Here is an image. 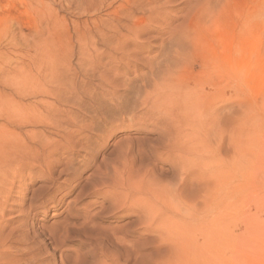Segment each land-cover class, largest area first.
<instances>
[{"label":"rangeland","instance_id":"rangeland-1","mask_svg":"<svg viewBox=\"0 0 264 264\" xmlns=\"http://www.w3.org/2000/svg\"><path fill=\"white\" fill-rule=\"evenodd\" d=\"M125 1L0 0V135L43 154L1 181L0 264H264V0H170L116 52Z\"/></svg>","mask_w":264,"mask_h":264},{"label":"bare ground","instance_id":"bare-ground-1","mask_svg":"<svg viewBox=\"0 0 264 264\" xmlns=\"http://www.w3.org/2000/svg\"><path fill=\"white\" fill-rule=\"evenodd\" d=\"M115 1V0H114ZM170 2V0H127L125 1V5H127V7H121L119 8V10H115L113 12V20L112 22H110V24L108 25V30L105 33V31H101L100 32V38L103 40V42L109 46L114 45V49L116 52H120V51H124V49L128 46V44H132L135 45V41L138 39V35H139V31L141 30V26L144 27V25L146 24V22L151 21L153 18H156L157 16H160L166 8V5ZM137 14H140L141 17H138ZM130 20V23L128 24H123L122 20ZM138 19H142L143 22L141 24H137L136 21ZM123 30L126 31V34H123ZM182 30V29H181ZM97 33V32H96ZM110 33V34H108ZM190 33V32H189ZM123 34V35H122ZM180 36L183 35V33H179ZM186 34V33H185ZM179 36V35H178ZM186 36V35H185ZM111 47V49H112ZM182 54V53H181ZM179 56V55H178ZM130 57V56H129ZM186 57V56H185ZM179 59V58H177ZM183 60V59H182ZM178 61V60H177ZM180 62V60H179ZM176 63V61H175ZM178 64V63H177ZM180 65V64H179ZM93 70V69H92ZM52 71V70H51ZM85 73V72H84ZM93 73V72H92ZM163 77V76H162ZM163 80V78L161 79ZM161 80H159V82H161ZM166 80V78H165ZM164 81V80H163ZM227 81V80H226ZM158 82V84H159ZM157 83V82H156ZM163 83V82H162ZM161 83V84H162ZM160 86V85H159ZM162 87V86H161ZM164 88V87H163ZM35 89V88H34ZM15 91L18 92V90H20V88L18 89H14ZM49 91V90H48ZM31 92V91H30ZM46 93V92H45ZM44 93V94H45ZM49 93V92H48ZM154 94V93H153ZM49 96V95H48ZM57 96V95H56ZM181 97V96H180ZM174 98V97H173ZM182 99V98H181ZM184 99V98H183ZM185 100V99H184ZM198 101V100H197ZM166 102V101H165ZM187 103V102H185ZM197 103V102H196ZM200 103V101H199ZM162 104V103H161ZM166 105V104H165ZM181 105V104H180ZM177 106V105H176ZM180 107V106H179ZM200 107V106H199ZM198 107V108H199ZM173 108V106H172ZM196 109V108H195ZM197 111V110H195ZM11 113H7L5 115H7L6 119L7 121L11 122L12 124L15 123H34L35 125L38 124L39 122H42V120L39 118V120L34 117L32 120L30 118H28L27 116H22L21 114H12V111H10ZM20 112V111H19ZM180 112V111H179ZM198 112V111H197ZM6 113V112H5ZM14 113V112H13ZM176 113V112H175ZM181 114V113H180ZM200 114V113H199ZM172 115V114H171ZM182 115V114H181ZM180 115V116H181ZM43 116V115H42ZM176 116V115H175ZM42 118V117H41ZM50 118V117H49ZM175 118V117H174ZM177 118V116H176ZM56 119V118H55ZM178 120V119H175ZM9 122V123H10ZM59 122V121H58ZM45 123H47L45 121ZM63 123V122H62ZM42 124V123H41ZM40 124V125H41ZM49 124V123H48ZM66 124V123H65ZM33 125V126H35ZM44 125V124H42ZM57 125V124H56ZM23 126V125H22ZM21 126V127H22ZM26 126V125H25ZM23 126V127H25ZM65 125H62V127L64 128ZM20 127V126H19ZM30 127V126H28ZM32 127V126H31ZM48 127V126H45ZM60 127V126H59ZM50 128V127H49ZM57 128V127H56ZM48 129V128H47ZM53 129V127H52ZM61 129V128H60ZM66 129V128H65ZM64 129V130H65ZM55 130V129H54ZM58 130V129H57ZM7 131V130H6ZM9 131V130H8ZM69 130H67L68 132ZM4 132V131H3ZM31 132V131H30ZM74 132V131H73ZM6 133V132H5ZM16 133H6V134H1L0 135V184L2 179H4L5 177L8 176L9 173V167H7L9 165L10 162L14 163L13 161H16L18 158H22V159H26L29 158L30 159H35L40 160V162L42 163V159H43V154H33L32 150H30L29 146H26V142L24 140H22V142L20 143L18 140H16V138H12V135H14ZM26 134V133H24ZM40 134V133H39ZM54 134V133H53ZM56 134V133H55ZM42 135V134H40ZM64 135V134H63ZM52 136V135H51ZM54 136V135H53ZM62 136V135H61ZM60 136V137H61ZM15 137V136H13ZM18 137V136H17ZM32 137V136H31ZM35 138V137H34ZM50 138V137H49ZM56 138V137H55ZM21 139V138H20ZM30 139V138H29ZM51 139V138H50ZM54 139V137H53ZM57 139V138H56ZM64 139V138H63ZM33 140V139H32ZM36 140V139H35ZM41 140V139H39ZM43 140V139H42ZM41 140V141H42ZM29 141V140H27ZM34 141V140H33ZM40 141V142H41ZM59 141V140H58ZM35 144L36 141H34ZM34 142H32L34 144ZM45 142V141H44ZM56 142V141H55ZM42 143V142H41ZM40 143V144H41ZM48 145L49 143H51L50 141H47ZM47 143H43L40 145V147H49L47 145ZM54 143V142H53ZM57 143V142H56ZM64 143V142H63ZM69 143V142H68ZM60 144V143H59ZM38 145V144H37ZM51 145V144H50ZM55 146V145H54ZM44 147V148H45ZM59 147V146H58ZM55 148V147H54ZM43 149V148H41ZM49 149V148H48ZM47 150V149H46ZM28 151V152H27ZM36 151V150H34ZM36 153V152H35ZM29 160V159H28ZM23 161V160H22ZM44 162V161H43ZM20 164V163H19ZM10 166V165H9ZM42 167V166H41ZM124 168V167H123ZM122 168V169H123ZM15 169V168H14ZM21 169V168H20ZM13 170V169H12ZM17 170V169H16ZM48 170V169H47ZM124 171V170H123ZM185 171V170H184ZM12 172V171H11ZM10 172V173H11ZM19 172V171H18ZM129 172V171H128ZM13 173V172H12ZM11 173V174H12ZM49 175H47L46 179L48 182H53V178L52 175L47 172ZM104 173V172H102ZM115 173V172H114ZM121 173V172H120ZM120 173L116 172V177L113 180V182L111 183V185H109V188L111 187V191H113V193L110 192V194H114L113 196H118V200H120V206L123 208H126L127 212H133L134 211V207H135V203L137 202V198L141 195L144 194L146 192H144V189L140 188V186L136 185L133 180L128 177L125 178L123 177ZM101 174V173H100ZM99 174V176H100ZM115 176V175H114ZM105 178V177H104ZM107 178V177H106ZM8 180V177H7ZM109 181V180H108ZM11 182V181H10ZM100 183V180L98 181ZM97 182V183H98ZM9 183V180H8ZM47 183V182H46ZM141 183V182H140ZM12 184V183H11ZM96 184V183H95ZM3 185L5 186V184L3 183ZM103 185V184H102ZM105 185V184H104ZM108 185V183H107ZM9 187V186H8ZM101 187V186H100ZM45 188V187H44ZM106 189V188H105ZM45 190V189H44ZM99 190V189H98ZM161 190V189H160ZM41 191V190H40ZM1 192V191H0ZM149 193V192H148ZM96 195H100L101 193L96 191L95 193ZM106 196V195H104ZM122 197V198H120ZM140 198V197H139ZM144 199V198H143ZM142 199V200H143ZM107 200V196L106 199ZM139 200V199H138ZM141 200V201H142ZM144 202V201H143ZM140 203V202H139ZM32 206L34 205L33 202H31ZM137 204V203H136ZM119 205V204H117ZM146 205V204H144ZM120 206H118L120 208ZM138 206V204H137ZM140 206V205H139ZM116 208V207H115ZM121 210V209H120ZM148 210V211H147ZM147 212H149L150 209L147 208ZM104 211V210H103ZM119 212V211H118ZM99 213V212H98ZM150 213V212H149ZM138 214V213H137ZM152 214V212H151ZM56 215V214H55ZM129 215V214H128ZM95 216V213H94ZM148 215H145V218ZM94 218V217H93ZM149 218V217H148ZM85 221V220H84ZM87 224V223H86ZM89 224V223H88ZM91 226V224H90ZM91 228H95V227H91ZM96 229V228H95ZM100 237V236H99ZM122 239V238H121ZM120 242V241H119ZM118 242V243H119ZM122 242V241H121ZM124 242V240H123ZM130 250V249H129Z\"/></svg>","mask_w":264,"mask_h":264}]
</instances>
